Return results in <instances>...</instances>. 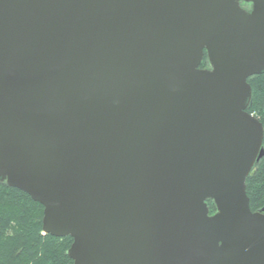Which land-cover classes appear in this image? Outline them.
I'll return each mask as SVG.
<instances>
[{
  "label": "water",
  "instance_id": "water-1",
  "mask_svg": "<svg viewBox=\"0 0 264 264\" xmlns=\"http://www.w3.org/2000/svg\"><path fill=\"white\" fill-rule=\"evenodd\" d=\"M262 73L264 0H0V182L70 264H264Z\"/></svg>",
  "mask_w": 264,
  "mask_h": 264
},
{
  "label": "trees",
  "instance_id": "trees-1",
  "mask_svg": "<svg viewBox=\"0 0 264 264\" xmlns=\"http://www.w3.org/2000/svg\"><path fill=\"white\" fill-rule=\"evenodd\" d=\"M207 55L201 64L208 66ZM252 97L247 111L264 124V73L248 79ZM264 146V141H263ZM252 211L264 206V157L254 165L246 179ZM210 213L216 211L209 200ZM44 207L27 193L0 182V264H70L71 236L44 233Z\"/></svg>",
  "mask_w": 264,
  "mask_h": 264
},
{
  "label": "flooded vegetation",
  "instance_id": "flooded-vegetation-1",
  "mask_svg": "<svg viewBox=\"0 0 264 264\" xmlns=\"http://www.w3.org/2000/svg\"><path fill=\"white\" fill-rule=\"evenodd\" d=\"M242 7L245 8L246 10L250 11L252 9V4L250 5H245L242 3ZM208 66H205L204 68H207Z\"/></svg>",
  "mask_w": 264,
  "mask_h": 264
},
{
  "label": "rangeland",
  "instance_id": "rangeland-1",
  "mask_svg": "<svg viewBox=\"0 0 264 264\" xmlns=\"http://www.w3.org/2000/svg\"><path fill=\"white\" fill-rule=\"evenodd\" d=\"M257 119H258V118H257ZM258 120H259V119H258ZM259 121H260V120H259ZM262 124H263V123H262ZM263 126H264V124H263ZM263 207H264V206H263ZM263 207H261V208H263ZM261 208H259V210H260ZM216 211H217V208H216ZM216 211H215V212H216ZM215 212H214V213H215Z\"/></svg>",
  "mask_w": 264,
  "mask_h": 264
}]
</instances>
